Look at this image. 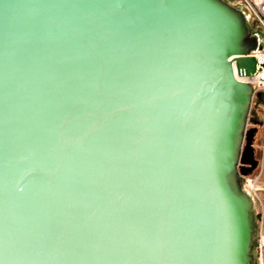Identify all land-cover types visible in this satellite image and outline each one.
I'll return each mask as SVG.
<instances>
[{"label":"water","instance_id":"95a60500","mask_svg":"<svg viewBox=\"0 0 264 264\" xmlns=\"http://www.w3.org/2000/svg\"><path fill=\"white\" fill-rule=\"evenodd\" d=\"M258 48L223 0H0V264H255Z\"/></svg>","mask_w":264,"mask_h":264},{"label":"rangeland","instance_id":"374dc122","mask_svg":"<svg viewBox=\"0 0 264 264\" xmlns=\"http://www.w3.org/2000/svg\"><path fill=\"white\" fill-rule=\"evenodd\" d=\"M223 1L242 14L248 32L252 36H256L258 39H260L261 30L257 27L252 16L248 15V11L242 4L241 0ZM254 118H258L260 121H254ZM247 128H256V132L253 139V146L255 149L256 157L258 159V165L250 174L242 176V186L245 189L249 188L254 199L253 214L255 221V229L253 239L256 246V242L258 240L259 235L258 232L260 223L262 222L264 224V97L262 98V100H260V98L254 97L251 101L247 120ZM249 183L253 184V187L246 186Z\"/></svg>","mask_w":264,"mask_h":264},{"label":"built area","instance_id":"2783aa9c","mask_svg":"<svg viewBox=\"0 0 264 264\" xmlns=\"http://www.w3.org/2000/svg\"><path fill=\"white\" fill-rule=\"evenodd\" d=\"M242 4L254 19L257 27L261 30L259 48L246 56H254L256 68L250 75L239 73L235 62L233 63L235 77L252 85L254 97L264 96V0H241ZM257 93H261L260 96ZM258 240L255 246V264H264V224L261 222L258 232Z\"/></svg>","mask_w":264,"mask_h":264},{"label":"bare ground","instance_id":"6f19581e","mask_svg":"<svg viewBox=\"0 0 264 264\" xmlns=\"http://www.w3.org/2000/svg\"><path fill=\"white\" fill-rule=\"evenodd\" d=\"M249 182H251V181H249ZM246 186H250V187H253V184H247ZM254 189V188H253ZM246 191H247V194H249V195H251L252 196V193H251V191L249 190V188L248 189H246Z\"/></svg>","mask_w":264,"mask_h":264},{"label":"flooded vegetation","instance_id":"af4514ba","mask_svg":"<svg viewBox=\"0 0 264 264\" xmlns=\"http://www.w3.org/2000/svg\"><path fill=\"white\" fill-rule=\"evenodd\" d=\"M263 97H264V96H261V97H260V100H262ZM254 120H255V121H260L258 118H254ZM255 159L258 161V159H257V157H256V153H255Z\"/></svg>","mask_w":264,"mask_h":264},{"label":"trees","instance_id":"16d2710c","mask_svg":"<svg viewBox=\"0 0 264 264\" xmlns=\"http://www.w3.org/2000/svg\"><path fill=\"white\" fill-rule=\"evenodd\" d=\"M239 177H240V178H239V179H240V182L242 183V182H243V181H242V180H243V179H242V176L239 175ZM254 246H255V243H254Z\"/></svg>","mask_w":264,"mask_h":264}]
</instances>
